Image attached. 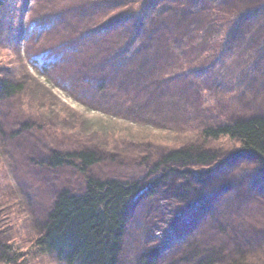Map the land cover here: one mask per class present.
<instances>
[{"label":"trees","instance_id":"16d2710c","mask_svg":"<svg viewBox=\"0 0 264 264\" xmlns=\"http://www.w3.org/2000/svg\"><path fill=\"white\" fill-rule=\"evenodd\" d=\"M100 1L86 6L102 11L103 21L80 31L66 23L70 33L61 44L69 56L84 53L87 58L92 52L99 56L93 66L104 72L96 73L93 83L98 81L103 88L102 83L112 79L120 86L142 88L140 100L149 103L154 94L158 99L163 92L162 83L168 86L169 80L176 81L170 85L174 87L182 80L188 86L185 78L195 77L197 85L189 80L194 92L203 95L213 88L212 100H205L213 116L189 123L195 138L153 153L152 159L144 156L148 168L140 178L121 180L88 174L100 160L95 148H66L53 139L39 145L32 127L44 123L45 115L24 109L21 119L9 127L10 136L24 129V139L38 144L43 154L40 159L32 157L41 170L72 167L81 180L77 188L63 182L41 219L22 215V200L7 178L0 135V264H119L133 198L147 186L166 184L170 176L182 177L185 192L193 180L197 184L193 192L204 198L208 172L225 158L250 163L235 173L239 179H249H243L245 191L257 181L259 191L264 189V0ZM87 44L89 50L84 51ZM154 84L159 90H154ZM22 87L21 80L0 69V102L19 96ZM194 243L190 253H182L187 264H264V249L245 251V242L233 256ZM159 253L158 247H149L135 264H161Z\"/></svg>","mask_w":264,"mask_h":264},{"label":"rangeland","instance_id":"374dc122","mask_svg":"<svg viewBox=\"0 0 264 264\" xmlns=\"http://www.w3.org/2000/svg\"><path fill=\"white\" fill-rule=\"evenodd\" d=\"M93 1L97 0H2L0 5V69L23 83L19 96L0 102L1 153L7 178L22 200V215L28 217L41 219L63 182L77 188L81 180L76 168L41 170L32 161L43 157L38 144L53 139L66 148H95L100 160L88 169L89 175L135 180L148 168L144 156L152 159L153 153L195 138L189 123L213 116L205 105L213 98V88L203 95L194 92L189 80L195 86V77L185 78L188 86L182 80L174 87L170 85L176 81L169 80L168 86L162 83L163 92L158 99L154 94L149 103L140 100L142 88L120 86L112 79L104 80L103 88L98 81L95 85V74L104 72L93 66L99 56L93 52L87 58L84 53L69 56L68 48L61 46L70 33L66 23L80 31L103 21L102 11L86 6ZM88 44L84 51L89 50ZM154 90H159L157 84ZM218 96L226 101L221 92ZM26 108L45 115L44 123L32 127L38 144L24 139V129L15 137L8 132ZM249 165L238 157L214 165L204 198L193 192L197 185L193 180L185 192L187 187L180 186L178 176L168 177L158 187H145L128 207L119 264H135L149 247H158L161 264H187L182 253H190V245L193 248L197 241L231 256L241 242L248 245L245 251L264 249V189L259 191L257 181L245 191L243 179H249L235 177Z\"/></svg>","mask_w":264,"mask_h":264}]
</instances>
